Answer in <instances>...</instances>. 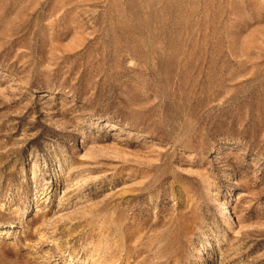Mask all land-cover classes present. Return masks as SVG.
<instances>
[{"label":"rangeland","instance_id":"1","mask_svg":"<svg viewBox=\"0 0 264 264\" xmlns=\"http://www.w3.org/2000/svg\"><path fill=\"white\" fill-rule=\"evenodd\" d=\"M0 264H264V0H0Z\"/></svg>","mask_w":264,"mask_h":264},{"label":"bare ground","instance_id":"2","mask_svg":"<svg viewBox=\"0 0 264 264\" xmlns=\"http://www.w3.org/2000/svg\"><path fill=\"white\" fill-rule=\"evenodd\" d=\"M64 193H67V192L64 190V191H63V194H64Z\"/></svg>","mask_w":264,"mask_h":264}]
</instances>
